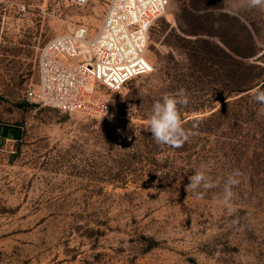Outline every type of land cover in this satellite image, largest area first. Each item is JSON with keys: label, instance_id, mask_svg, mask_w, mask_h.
<instances>
[{"label": "rangeland", "instance_id": "1", "mask_svg": "<svg viewBox=\"0 0 264 264\" xmlns=\"http://www.w3.org/2000/svg\"><path fill=\"white\" fill-rule=\"evenodd\" d=\"M109 3L0 0V264H264V4L168 0L152 72L96 84L90 110L38 103L42 48L78 26L92 37ZM180 89L195 134L158 145L152 105ZM201 164L217 186L198 198Z\"/></svg>", "mask_w": 264, "mask_h": 264}, {"label": "built area", "instance_id": "2", "mask_svg": "<svg viewBox=\"0 0 264 264\" xmlns=\"http://www.w3.org/2000/svg\"><path fill=\"white\" fill-rule=\"evenodd\" d=\"M82 6L90 0H73ZM168 0H110L96 33L78 26L46 44L39 57L37 102L64 112L92 109L96 84L118 90L152 72L147 59L151 25Z\"/></svg>", "mask_w": 264, "mask_h": 264}, {"label": "clouds", "instance_id": "3", "mask_svg": "<svg viewBox=\"0 0 264 264\" xmlns=\"http://www.w3.org/2000/svg\"><path fill=\"white\" fill-rule=\"evenodd\" d=\"M253 6L264 4V0H251ZM253 99L264 105V92L257 91ZM188 96L184 89H180L175 95L165 94L161 99L153 103L151 115L149 117V128L151 137L158 145H166L173 148H180L188 141L191 135L195 133L184 128L181 120L180 106L188 104ZM207 166L201 164L189 176V183L186 185V191L194 193L201 198L205 193L198 191L200 189L208 190L217 185L207 174ZM242 173L237 169L229 174L224 181L222 202L227 208L229 215H234L236 209L231 203L234 196L233 188L240 183L239 177ZM149 189L148 191H151ZM235 223V221H233Z\"/></svg>", "mask_w": 264, "mask_h": 264}, {"label": "bare ground", "instance_id": "4", "mask_svg": "<svg viewBox=\"0 0 264 264\" xmlns=\"http://www.w3.org/2000/svg\"><path fill=\"white\" fill-rule=\"evenodd\" d=\"M60 36H62V35H60ZM58 37H59V36H58ZM56 38H57V37H56ZM54 39H55V38H54ZM54 39H53V40H54ZM51 41H52V40H51ZM49 42H50V41H49ZM49 42H48V43H49ZM48 43H47V44H48ZM42 49H43V48H42Z\"/></svg>", "mask_w": 264, "mask_h": 264}]
</instances>
